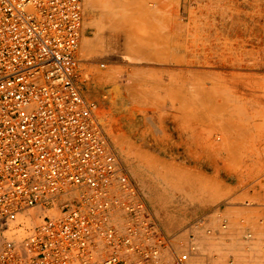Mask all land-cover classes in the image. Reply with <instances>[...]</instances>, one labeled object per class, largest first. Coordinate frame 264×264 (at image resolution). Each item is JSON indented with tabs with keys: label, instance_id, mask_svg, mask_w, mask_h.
<instances>
[{
	"label": "rangeland",
	"instance_id": "rangeland-1",
	"mask_svg": "<svg viewBox=\"0 0 264 264\" xmlns=\"http://www.w3.org/2000/svg\"><path fill=\"white\" fill-rule=\"evenodd\" d=\"M104 1H83L78 50L104 131L186 264H247L248 241L264 252V0Z\"/></svg>",
	"mask_w": 264,
	"mask_h": 264
},
{
	"label": "built area",
	"instance_id": "built-area-1",
	"mask_svg": "<svg viewBox=\"0 0 264 264\" xmlns=\"http://www.w3.org/2000/svg\"><path fill=\"white\" fill-rule=\"evenodd\" d=\"M83 1L0 0V264H186L85 93Z\"/></svg>",
	"mask_w": 264,
	"mask_h": 264
},
{
	"label": "crops",
	"instance_id": "crops-1",
	"mask_svg": "<svg viewBox=\"0 0 264 264\" xmlns=\"http://www.w3.org/2000/svg\"><path fill=\"white\" fill-rule=\"evenodd\" d=\"M261 222L262 219H261ZM255 228V227H254ZM255 235L258 233V227L254 229ZM243 262L247 264H264V252L259 247L255 248L254 244L248 241L243 247ZM237 264H242L238 263Z\"/></svg>",
	"mask_w": 264,
	"mask_h": 264
},
{
	"label": "bare ground",
	"instance_id": "bare-ground-1",
	"mask_svg": "<svg viewBox=\"0 0 264 264\" xmlns=\"http://www.w3.org/2000/svg\"><path fill=\"white\" fill-rule=\"evenodd\" d=\"M105 3V7H106V11H108V12H112L111 10L114 8V7H118V9H119V7H121L122 8V10L123 9H125V8H127V7H129V5H130V1L129 0H105L104 1ZM116 9V8H115ZM114 11V10H113ZM117 11V10H116ZM115 11V13H118L119 12V10H118V12H116ZM108 21V20H107ZM104 23H106V20L105 19H103V21H102V23L101 24H104ZM102 26V25H101ZM88 47V46H87ZM97 71V70H96ZM94 74V73H93ZM109 75V74H108ZM107 75V76H108ZM112 76V75H111ZM109 78H111V77H109ZM110 80V79H109Z\"/></svg>",
	"mask_w": 264,
	"mask_h": 264
}]
</instances>
